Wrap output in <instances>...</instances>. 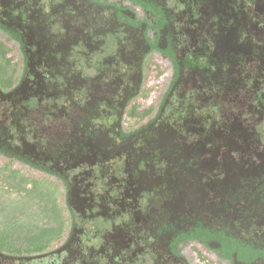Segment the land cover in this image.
Wrapping results in <instances>:
<instances>
[{"label": "rangeland", "instance_id": "obj_1", "mask_svg": "<svg viewBox=\"0 0 264 264\" xmlns=\"http://www.w3.org/2000/svg\"><path fill=\"white\" fill-rule=\"evenodd\" d=\"M0 264H264V0H0Z\"/></svg>", "mask_w": 264, "mask_h": 264}, {"label": "flooded vegetation", "instance_id": "obj_2", "mask_svg": "<svg viewBox=\"0 0 264 264\" xmlns=\"http://www.w3.org/2000/svg\"><path fill=\"white\" fill-rule=\"evenodd\" d=\"M140 32V31H139ZM139 32H135V34L134 33H132V37H133V39H135L134 41H136V44H137V42L139 43V47H140V49L141 50H137V48L136 47H131V48H128V50H134L135 52H137L138 54H140L141 52H142V38H141V36L139 35ZM134 34V35H133ZM134 44H135V42H134ZM135 44V45H136ZM126 50V49H125ZM125 50H123V55H124V52L126 53L124 56L127 58L128 57V55H127V51H125ZM128 60V59H127ZM132 65H133V63H132ZM136 65V64H135ZM137 70H135V72H136ZM197 96H195V98H196ZM175 102H177L178 104H183V103H180L177 99H175ZM197 102H198V100H197ZM197 102H195V99H193V98H191L188 102L186 101L184 104H187L188 106H192L193 108H196L197 106L199 107V105L201 104V103H197ZM195 103V104H194ZM37 146L35 145L34 146V148H36ZM51 154H52V152L50 151L49 152V155H50V158L52 159V161H53V157L51 156ZM49 155H47V156H45L44 157V162L46 161V159L48 158V156ZM62 156H64V157H66L65 155H64V153H61L60 152V155H59V157L57 158L58 160H60V157H62ZM72 157V156H71ZM67 158H69L70 159V157H67ZM61 159H63V160H66V159H64V158H61ZM66 161H70V162H74V160H66ZM45 165H46V163H45ZM70 167V166H69ZM72 168H73V165H72ZM54 172H56L57 173V170L56 169H52ZM69 169L67 168L66 169V174L65 173H62V176H65L66 177V175H69L68 173H69ZM57 174H59V173H57ZM131 175V174H130ZM66 179V178H65ZM64 179V180H65Z\"/></svg>", "mask_w": 264, "mask_h": 264}, {"label": "trees", "instance_id": "obj_3", "mask_svg": "<svg viewBox=\"0 0 264 264\" xmlns=\"http://www.w3.org/2000/svg\"><path fill=\"white\" fill-rule=\"evenodd\" d=\"M23 169H24V168H23ZM24 171H25L26 174L29 173V172H30V173H33V172H31V171L28 172V170H25V169H24ZM23 173H24V172H23ZM25 173H24V175H26ZM34 174H35V173H34ZM26 187H27V183H25V185H24L22 188H20V189H25ZM26 189H27V188H26ZM27 190H31V189H27ZM35 236H36V239L33 240L32 242H30L29 245H33V246H35V242H38V243L43 244V242H45L47 239L50 238V236H52V229H50L49 231L47 230L45 233H44V232H40L39 234H36ZM45 250H46V249L41 248V249L37 250L36 252H37L38 254H40V253L46 252Z\"/></svg>", "mask_w": 264, "mask_h": 264}]
</instances>
